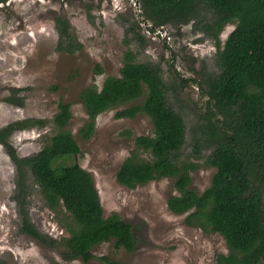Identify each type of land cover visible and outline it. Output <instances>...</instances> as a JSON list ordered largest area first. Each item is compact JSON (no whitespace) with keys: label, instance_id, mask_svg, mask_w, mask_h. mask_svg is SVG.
Masks as SVG:
<instances>
[{"label":"trees","instance_id":"16d2710c","mask_svg":"<svg viewBox=\"0 0 264 264\" xmlns=\"http://www.w3.org/2000/svg\"><path fill=\"white\" fill-rule=\"evenodd\" d=\"M137 1L145 19L128 26L126 37L131 31L144 42L145 37L135 31L141 22L151 21L147 23L151 31L167 24L193 22L195 31L214 41V59L220 72L206 73L203 82L194 80L208 98L207 108L188 132L185 119L172 106L170 85L160 65L137 61L138 52L128 48L120 76H108L101 88L94 83L82 91L88 121L79 135L89 139L101 113L137 100L147 91L141 103L116 112L118 118L146 114L153 123L151 135L135 138L136 147L121 163L116 180L134 188L155 179L174 178L177 193L168 198L169 209L175 214L186 213L189 225L220 233L226 240L229 252L218 254L215 264H264V0ZM230 24L235 27L222 42L220 35ZM54 25L58 51L74 54L83 48L66 16H56ZM130 40H125L127 45ZM98 73H102L100 67ZM23 89L15 88L7 101L22 106L24 100L17 92ZM71 117V104L61 101L52 119L24 118L0 127V144L15 166L13 200L20 230L45 245H62L66 259L88 262L94 258L92 250L97 244L112 239L117 248L133 251L136 239L132 225L116 212L105 216L92 175L71 161L81 152L66 128ZM48 123H52L54 132L43 148L32 155H19L10 136ZM188 133L194 156H207V162L215 168L209 186L202 192L191 187L192 171L198 165L183 154ZM142 151L148 153L146 158ZM33 182L50 208L62 203L70 213L74 226L67 237L57 240L42 233L32 221L29 202ZM101 259L119 264L108 256ZM0 264L9 263L0 258Z\"/></svg>","mask_w":264,"mask_h":264},{"label":"rangeland","instance_id":"374dc122","mask_svg":"<svg viewBox=\"0 0 264 264\" xmlns=\"http://www.w3.org/2000/svg\"><path fill=\"white\" fill-rule=\"evenodd\" d=\"M2 2V1H1ZM66 16L75 27L83 48L74 54L57 50L55 17ZM144 18L137 0H7L0 3V127L24 118L52 119L61 101L71 104L72 117L67 129L76 138L81 152L71 158L90 172L99 192L105 216L118 213L133 227L136 247L133 251L117 248L115 239L97 244L94 258L66 259L62 245H45L20 230L16 202L15 166L0 144V258L9 264H109L108 256L119 264H215L220 253H228L220 233L205 231L186 222L187 214H175L168 198L176 194L174 178H161L134 188L116 180V173L131 151L135 138L151 135L153 123L146 114L134 118L116 117V112L132 103H141L145 94L111 107L96 119L89 139L79 135L88 121L81 99L91 84L101 88L108 76H120L124 53L128 48L138 52L137 61L159 64L170 88L168 96L186 121L188 132L207 108V97L194 80L203 82L206 73L220 72L214 55V41L194 30V23L164 25L149 31L151 21L141 22L135 31L145 37L136 39L134 32L126 37V28ZM235 25L221 33L225 41ZM166 36V37H165ZM132 41L127 45L125 40ZM144 43V45H143ZM98 67L102 73H98ZM15 88L23 98L22 106L7 101ZM54 130L45 127L18 130L10 136L19 155H32L43 148ZM190 135L183 148L184 157L196 163L191 187L199 192L211 182L215 168L207 156L197 158L190 145ZM142 157L148 153L140 152ZM206 155L208 152L205 153ZM31 219L38 229L57 240L70 235L74 221L61 203L50 208L38 186L32 183Z\"/></svg>","mask_w":264,"mask_h":264},{"label":"clouds","instance_id":"9594fccd","mask_svg":"<svg viewBox=\"0 0 264 264\" xmlns=\"http://www.w3.org/2000/svg\"><path fill=\"white\" fill-rule=\"evenodd\" d=\"M161 28H164L165 29V27H161ZM149 31H151V30H149Z\"/></svg>","mask_w":264,"mask_h":264},{"label":"flooded vegetation","instance_id":"af4514ba","mask_svg":"<svg viewBox=\"0 0 264 264\" xmlns=\"http://www.w3.org/2000/svg\"><path fill=\"white\" fill-rule=\"evenodd\" d=\"M0 3H1V0H0ZM166 37V36H165Z\"/></svg>","mask_w":264,"mask_h":264}]
</instances>
